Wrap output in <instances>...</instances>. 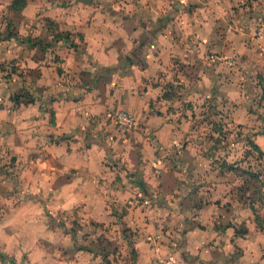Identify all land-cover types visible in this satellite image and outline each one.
<instances>
[{"label": "crops", "instance_id": "crops-1", "mask_svg": "<svg viewBox=\"0 0 264 264\" xmlns=\"http://www.w3.org/2000/svg\"><path fill=\"white\" fill-rule=\"evenodd\" d=\"M12 2L0 0V264H264L250 205L236 215L190 134L233 0ZM120 110L134 127L115 124ZM53 212L81 227L53 235Z\"/></svg>", "mask_w": 264, "mask_h": 264}, {"label": "rangeland", "instance_id": "rangeland-1", "mask_svg": "<svg viewBox=\"0 0 264 264\" xmlns=\"http://www.w3.org/2000/svg\"><path fill=\"white\" fill-rule=\"evenodd\" d=\"M231 7L219 27L225 31L221 39L223 47L220 46L219 52H209V69L217 80L211 77L209 98L192 101L194 115L191 125L195 131L190 134L199 143L200 153L209 159V164L204 165V168L208 167L206 171L223 174L219 181L226 190L225 201L235 205L236 215L243 220L251 217L245 209L250 202L254 205L261 220L257 233L262 237L259 247L264 253V208L257 196L258 187L264 191V0H233ZM1 12L2 6L0 15ZM5 27V19L0 18V30L4 33ZM2 40L0 47L9 45L8 41ZM13 42L10 40V43ZM8 71V67L4 68L0 77ZM182 102L184 105L187 103ZM181 150L179 143L167 152L174 163L183 161ZM193 165L183 166H187L185 170L190 172L197 168ZM251 173L257 174L259 180H255ZM216 182V178H210L208 184L212 186ZM47 216L53 235L72 234L70 231H77L80 226L79 223L75 226L72 217L65 214L53 212ZM251 218L255 219L253 214ZM35 219H42L40 213L35 215ZM61 223L66 226L58 228ZM90 230L85 225L81 235H89ZM114 236L117 234L114 233ZM39 246L46 251L45 256L48 253L56 255L58 251L56 243ZM48 262L57 264L52 260Z\"/></svg>", "mask_w": 264, "mask_h": 264}, {"label": "built area", "instance_id": "built-area-1", "mask_svg": "<svg viewBox=\"0 0 264 264\" xmlns=\"http://www.w3.org/2000/svg\"><path fill=\"white\" fill-rule=\"evenodd\" d=\"M113 119H114L115 124L123 128H131L136 125L135 117L130 112L125 111V110L118 111L114 115ZM159 263L160 264H177V261L173 257L168 256V257L159 259Z\"/></svg>", "mask_w": 264, "mask_h": 264}, {"label": "trees", "instance_id": "trees-1", "mask_svg": "<svg viewBox=\"0 0 264 264\" xmlns=\"http://www.w3.org/2000/svg\"><path fill=\"white\" fill-rule=\"evenodd\" d=\"M24 0H13L12 2V8L13 9H20L24 6ZM251 176H254L256 177L255 180H259L257 174L255 173H251ZM264 182V181H263ZM264 185V183H263ZM257 196H259V199L261 201V206L264 208V191H262L261 189H259V187L257 188ZM250 209L252 210L253 214H254V218H255V222H256V225L257 227L260 229V216L258 215V213L255 211V208H254V205L250 202Z\"/></svg>", "mask_w": 264, "mask_h": 264}]
</instances>
